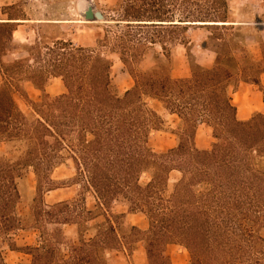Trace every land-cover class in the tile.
Returning <instances> with one entry per match:
<instances>
[{"label":"trees","instance_id":"1","mask_svg":"<svg viewBox=\"0 0 264 264\" xmlns=\"http://www.w3.org/2000/svg\"><path fill=\"white\" fill-rule=\"evenodd\" d=\"M196 3L118 1L117 24L146 30L144 37L128 31L135 40L120 41L110 50L134 79V86L124 92L112 75L113 60L96 47L39 33L32 44L22 43L13 36L20 22L12 20L26 18L0 21V264H9L5 247L30 256L19 264H110L107 252L133 254L140 241L145 243L147 264H173L171 245L185 247L190 264H264V113L239 119L232 97L241 81L257 83L264 91V42L262 58L257 59L242 46L224 51L226 40L210 36L224 41L214 49L213 66L197 65L190 77L174 78L169 45L180 42L188 48L181 33L231 26L226 23L228 0H218L208 10L196 8ZM44 39L54 44L47 46L54 56L47 65L28 66L22 74L29 75L18 79L22 69L17 65L24 61L5 60L13 52L11 46L20 45L21 52L34 55ZM97 44L110 46L109 32ZM156 44L164 57L158 54L155 66L136 71L142 47L146 51ZM203 47L210 48L208 40ZM52 77L62 78L66 88L54 98L45 89ZM21 80L42 90V99H31ZM16 93L32 113L19 108ZM148 99L160 101L181 119L183 132L176 133V146L159 152L151 145L152 130L161 129L165 120ZM203 125L215 139L209 148L197 145ZM67 160L76 169L73 180L94 192L96 209L78 199L46 202L45 194L58 188L53 173ZM31 171L36 189L23 212L20 185ZM174 171L181 177L171 188ZM116 201L144 214L148 228L128 225L124 214H113ZM101 216L104 221L91 224ZM66 225L76 226L75 237L66 234ZM21 231L37 232L38 242L19 245L14 235Z\"/></svg>","mask_w":264,"mask_h":264},{"label":"rangeland","instance_id":"2","mask_svg":"<svg viewBox=\"0 0 264 264\" xmlns=\"http://www.w3.org/2000/svg\"><path fill=\"white\" fill-rule=\"evenodd\" d=\"M119 0H0V21H7L11 17L26 18L24 21L18 23L17 32L13 34L16 41L23 40L25 43L32 44L34 39L39 34H44L47 38L59 37L61 39L70 40L76 44L84 47H96L98 50L108 54L113 60L112 75L115 79L117 86L122 92L134 86V79L127 70L124 63L120 60L119 56L110 53L114 44H119L132 39L128 35V31L133 34L145 36V28L140 30L137 27L128 28L127 22L117 24L116 19L119 18ZM218 0H196V8H204L206 10L213 8ZM92 3L96 10H101L105 15L103 21H88L84 17V12ZM228 21L231 26L227 28H189L187 32L180 34L183 40L188 41V48L180 42H174L169 45L171 50L173 64L172 75L174 78L190 77L193 68L197 65L204 67H211L216 59L217 54L214 49L220 48L224 43L223 40H210V36L223 37L228 43L224 47V51L235 47H245L257 59L262 58V51L260 42H264V0H228ZM232 24L234 26H232ZM140 31H143L141 33ZM148 31V30H147ZM109 32L110 42L112 44L107 46H99L97 41L105 37ZM120 37V40L117 38ZM44 39L40 43V49L36 50L34 55H29L27 52H21L20 45H12L10 50L13 52L5 57L7 61H24L23 63L15 64L16 74L18 72L21 77L29 75L26 72L28 66H44L49 63L54 55L48 52L47 46L54 45L53 43L47 44ZM209 41V49L203 47L204 42ZM134 44L130 41L129 44ZM131 44L129 46H131ZM144 56L142 60L135 67L138 69H149L157 64L155 56L158 54L164 57V50L160 44L151 45L145 51L142 47ZM168 63L164 64V68L168 67ZM17 65V66H16ZM17 74V75H18ZM17 79V80H18ZM264 82V76L262 78ZM3 84V79L0 75V85ZM20 85L25 88L30 98L34 101L42 99V90L29 80H21ZM46 92L51 98L66 91L62 78L52 77L45 85ZM262 96L264 91L256 84L249 86L246 84L240 85L238 92L233 95L234 104H238L241 117L250 118L260 110L264 112V105L262 103ZM260 97V103L259 99ZM15 100L19 108L26 114L33 112L32 107L21 95L15 94ZM148 104L156 109L164 118L165 123L159 130H152L150 135V142L153 148L159 152L165 151L174 147L178 143V136L176 133L180 132V118L176 115L170 114L165 110L163 104L158 100L148 99ZM183 131H181L182 133ZM215 141L212 136V130L206 126H201L197 133V145L200 148H209L211 143ZM17 148L23 147L20 143H16ZM76 176V169L71 160L58 166L54 173L53 178L58 180V188L53 192L45 194L47 203L54 202L58 199H78L85 201L88 208L95 209L97 200L94 192L83 188L79 183L74 181ZM181 177V173L174 171L170 175V187ZM147 175L143 174L141 181L147 180ZM36 176L33 171L24 179L20 185L21 193L24 201L20 205L23 212L27 211L28 202L32 198L36 189ZM114 214H128V220L131 223L147 227L145 216L138 214L128 213V205L123 201H116L113 204ZM110 213V212H109ZM121 219V218H120ZM104 220V217H99L97 221ZM122 220V219H121ZM125 221V219L123 218ZM93 224V223H92ZM67 234L75 235L74 227H66ZM264 236V229L262 230ZM19 245H34L38 242V233L30 231H21L14 235ZM0 240L4 238L0 237ZM6 258L9 264H19L28 262L30 256L21 252L12 251L5 247ZM168 252L172 258L173 264H190L191 256L189 251L180 245H171L168 247ZM107 258L111 264H147V256L145 251V243L139 242L137 249L133 254L128 252H111L107 254Z\"/></svg>","mask_w":264,"mask_h":264},{"label":"crops","instance_id":"3","mask_svg":"<svg viewBox=\"0 0 264 264\" xmlns=\"http://www.w3.org/2000/svg\"><path fill=\"white\" fill-rule=\"evenodd\" d=\"M24 21H30V20H24V19H15V20H12V22H24ZM17 32V30L14 32V34ZM20 42H22V43H25V42H23V40H19ZM216 53V52H215ZM217 54V53H216ZM217 57V56H216ZM215 61H216V59H215ZM215 63V62H214ZM213 66V65H212ZM211 66V67H212ZM173 76V75H172ZM263 76H264V74L261 76V82H262V84L264 85V82H263V80H262V78H263ZM183 78H185V77H183ZM243 84H246V85H251V86H253V85H256L257 83H249V82H246V81H241L240 82V84H239V86H238V88L235 90V91H233L232 92V97H233V95L234 94H236V92H238V90H239V87H240V85L242 86ZM258 85V84H257ZM259 86V85H258ZM153 100H155V99H153ZM257 100H259V103H260V97H259V99H257ZM148 101V100H147ZM262 103H263V105H264V96H262ZM160 102V101H159ZM234 103V102H233ZM236 106H237V108H238V118L239 119H248V117H241V114H240V110H239V105L238 104H235ZM156 110V109H155ZM166 110V109H165ZM157 111V110H156ZM158 112V111H157ZM169 112V111H168ZM256 112H262V111H260V110H258V111H256ZM159 113V112H158ZM170 113V112H169ZM264 113V112H263ZM160 114V113H159ZM171 114V113H170ZM172 115H176V116H178L177 114H172ZM179 117V116H178ZM181 120V119H180ZM208 128V127H207ZM210 129V128H209ZM196 141H197V137H196ZM55 190H57V189H55ZM55 190H52V191H49V192H53V191H55ZM68 198H64V199H58V200H56V201H54V202H57V201H62V200H67ZM97 200V199H96ZM54 202H51V203H54ZM97 205V204H96ZM114 207V206H113ZM129 208V207H128ZM89 209H91V208H89ZM96 209V208H95ZM112 211H113V208H112ZM113 213V212H112ZM128 213H130V214H138V213H132V212H130L129 210H128ZM108 214H110L109 212H108ZM114 214V213H113ZM124 214V213H123ZM140 214H142V213H140ZM115 215H122V214H115ZM125 216H124V219H125V222L128 224V225H133V226H137V227H139V228H141V229H143V230H146L147 228H148V221H147V219H146V221H147V227H141L140 225H137V224H134V223H131V222H129V220H128V214L126 215V214H124ZM142 215H144V214H142ZM145 216V215H144ZM101 217H103V216H101ZM99 218V217H98ZM97 218V219H98ZM97 219L96 220H94V221H92L91 222V224L93 223H96V222H99V221H97ZM102 221H104V220H102ZM66 227H74L75 228V235H70V234H67V232H66ZM65 232H66V234L67 235H69V236H73V237H75L76 235H77V228H76V226H70V225H66L65 226ZM140 242H142V241H140ZM137 249V246H136V248H135V250ZM134 250V251H135ZM145 251H146V249H145ZM111 252H124V250H122V251H118V250H113V251H109V252H107V254L108 253H111ZM125 252H127V251H125ZM134 253V252H133ZM107 256V255H106ZM146 256H147V253H146ZM109 260V259H108ZM147 262H148V260H147ZM110 263V262H109ZM111 264V263H110Z\"/></svg>","mask_w":264,"mask_h":264},{"label":"water","instance_id":"4","mask_svg":"<svg viewBox=\"0 0 264 264\" xmlns=\"http://www.w3.org/2000/svg\"><path fill=\"white\" fill-rule=\"evenodd\" d=\"M84 17L88 21H103L105 20V15L101 10H96L92 3H89V6L84 12Z\"/></svg>","mask_w":264,"mask_h":264},{"label":"bare ground","instance_id":"5","mask_svg":"<svg viewBox=\"0 0 264 264\" xmlns=\"http://www.w3.org/2000/svg\"><path fill=\"white\" fill-rule=\"evenodd\" d=\"M199 23V22H198ZM223 22H219V24H222ZM226 23H230V22H226Z\"/></svg>","mask_w":264,"mask_h":264}]
</instances>
